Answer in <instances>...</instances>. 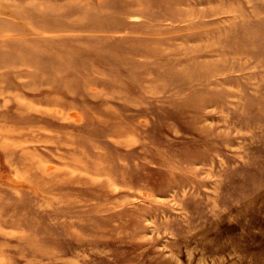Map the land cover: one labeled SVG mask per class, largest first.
<instances>
[{"label": "rangeland", "instance_id": "1", "mask_svg": "<svg viewBox=\"0 0 264 264\" xmlns=\"http://www.w3.org/2000/svg\"><path fill=\"white\" fill-rule=\"evenodd\" d=\"M0 264H264V0H0Z\"/></svg>", "mask_w": 264, "mask_h": 264}]
</instances>
